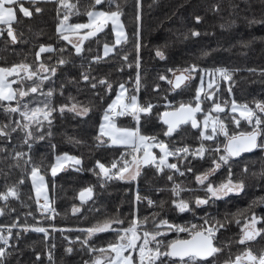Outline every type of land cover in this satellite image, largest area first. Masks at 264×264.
<instances>
[{"label": "trees", "instance_id": "trees-1", "mask_svg": "<svg viewBox=\"0 0 264 264\" xmlns=\"http://www.w3.org/2000/svg\"><path fill=\"white\" fill-rule=\"evenodd\" d=\"M68 1L76 5L71 13L60 0H37L36 4L24 0L23 7L32 13L29 17L19 11V4L15 5L16 19L11 23L15 42L8 35L9 25L0 24V67L28 65L36 76L28 79L21 72L9 79L16 81L13 83L16 90L38 87L35 93L28 92L24 97L17 94L11 101H0V129L7 133L0 135V193H7L13 186L17 191L15 197L0 199L1 235L3 227H9L7 245L0 241V247L5 248L3 264H92L103 253L89 249L98 250L115 243V229L128 228L135 213L137 219L145 221L142 227L147 231H160L162 226H156L162 220L181 227L193 223L204 225L205 218L210 224L217 221L224 224L214 241L222 251L199 264H223L246 248L255 253L264 252V235L246 244L238 242L246 218L256 212L264 218L263 209L253 204L264 196V150L261 148L256 149V165L252 164L256 168L241 177L245 190L239 202L230 205L225 199L212 200L199 207L193 201L204 195L206 187L199 188L189 175L210 169L204 163L196 164L191 171L188 161L186 168L179 171L143 167L135 181L106 179L96 166L97 161L102 164L116 161L117 172L124 159L131 160L130 146L112 145L107 138L102 140L99 133L105 110L122 84L127 101L137 95L140 106H153L149 113L139 114L140 135L164 142L170 151L184 147L191 150L192 145L200 142L195 137L201 131L199 119V128L193 129L187 123L165 136L166 127L159 118L164 110L175 109L181 103H195L196 86L202 74L217 68H226L232 73L231 81L218 75L215 90L211 92L215 101L235 100L249 107L256 106L257 101L264 102V0H113L111 3L103 0L95 7L94 0ZM117 4L126 37L119 44H115L110 24L96 36L85 39L79 54L74 44L57 32L66 14L70 24L85 23L87 11H115ZM36 8L41 11L37 13ZM193 31L199 35L193 36ZM84 33L81 30L80 35ZM105 45L112 47L107 55L103 53ZM41 46H50L52 51L41 53ZM157 50L164 53L163 59L156 55ZM61 59L65 63H58ZM41 64L49 71H41ZM192 66H196L194 79L173 90L168 82L173 72ZM53 67L55 73L50 71ZM84 75L89 79L84 80ZM43 76L48 78L42 79ZM161 76L166 79L161 80ZM102 80L105 83H100ZM49 91L50 97L46 95ZM208 102L202 98L203 110ZM25 104L29 109L48 104L53 110L50 122L41 118L39 124L32 122L29 129H24L26 121L21 112L25 111ZM73 104L89 110L79 115L68 110ZM17 106L18 112L5 110ZM257 115L264 121V113L257 112ZM113 116L120 127H134V121L126 114ZM260 128L262 135L258 142L264 145V124ZM28 131L31 136L27 135ZM18 152L23 155L16 158ZM64 154L80 159L81 163L67 165L54 176L51 168L56 158ZM34 166L44 177L48 201L54 209L51 215L38 211L31 176ZM174 185L183 189L179 197L173 196ZM88 187L93 190L92 197L82 202L79 193ZM137 195L141 199L135 201ZM146 197L153 204L149 205ZM174 199L187 201L189 210L178 211ZM74 207L79 211L74 213ZM105 220L123 223H114L111 230L91 237L82 231ZM25 227L29 230L25 231ZM35 227L45 228L47 234L31 230ZM69 248L71 252L66 251ZM166 259L169 258L161 257L157 264H165Z\"/></svg>", "mask_w": 264, "mask_h": 264}, {"label": "snow or ice", "instance_id": "snow-or-ice-1", "mask_svg": "<svg viewBox=\"0 0 264 264\" xmlns=\"http://www.w3.org/2000/svg\"><path fill=\"white\" fill-rule=\"evenodd\" d=\"M24 0H0V23L9 25L8 27V35L12 38L13 42L16 41V36L13 33V29L11 28V23L16 19V13L14 10V6L19 4V11L23 13L24 16L29 17L32 13L28 8L23 7ZM30 3L36 4L37 0H29ZM109 2H113V0H109ZM61 5L69 10V13L73 9L76 8V5L71 4L68 0H60ZM103 0H94V5H101ZM115 11H97V10H89L86 15L88 18L87 23H76L70 24L68 23L69 15H64L63 19L60 20L59 25L57 26V32L61 34L62 38L68 40L71 43V39L69 35H65V33H69L71 35L77 36L79 43L75 44V50L79 54L82 51L81 45L85 39L89 37L96 36L98 32H101L109 22L112 25L113 31L117 34L116 43H120L122 39H126L123 33V25L120 23L121 11L119 10V5H116ZM35 11L39 13L41 11L40 8H36ZM139 18V17H138ZM197 22H199L200 18L197 17ZM81 30H85L84 35H80ZM193 36L199 35L198 32L193 31L191 33ZM112 49L109 48L108 45H105V55L110 52ZM52 51L51 47L41 46L40 52H48ZM156 55L161 59L164 58V53L160 50L156 51ZM39 56V53H37ZM58 63L63 64L65 61L61 59ZM138 66V65H137ZM40 70L47 72L49 69L45 68L43 64L40 65ZM23 71L27 74V78L31 79L33 76H36V72L29 71V66L26 64L14 65L11 68H3L0 67V101H11L16 98L17 94L20 97H24L28 95V92L35 93L38 91V87L34 86L28 89V91H24L23 89L16 90L12 88V84L16 81L9 79L13 76H19L20 72ZM50 71L55 73V67L51 68ZM169 71H172L171 69ZM196 71V66H192L191 68H186L182 70H177V72H173L174 80H169V84L173 86V88H180L182 85H185L187 81L192 78V73ZM210 77H214L215 75H219L225 81H231L232 73L226 68H217L214 71L210 70L208 72ZM47 76H43L42 79H47ZM84 80H88L89 77L87 75L83 76ZM161 80L166 79L165 76L160 77ZM100 83H105V81H100ZM215 80L213 79L208 84V89H212ZM95 86V85H93ZM111 87V85H109ZM121 92L117 95L116 100L112 102V104L108 105V108L105 110L104 121L106 123H102L100 126L101 134L104 136H108L111 139L113 144H125L129 145L133 151L139 152L143 150L144 156L142 158L138 156H133L131 161L125 160L123 166L119 168V170L115 173V178L124 180V179H136L140 172L141 164H150L156 163V156H154L150 148L153 146L148 141L151 139L155 141V138H149L140 135L139 130H130V129H121L118 128L111 119L112 115H124L126 111L131 110V114L139 120L140 113H149L152 109V105L149 104L146 107L140 106L137 103V99L135 96L130 98V103H123V94L125 88L124 85H120ZM229 91H231L229 89ZM203 94V97H202ZM47 96H51L52 92L49 91ZM203 99H208L213 101V108L209 110L208 114H205L203 120V129H208L211 125L212 133L216 134L217 129L227 138V143L224 146V154L220 155L219 160L213 161V167L209 169L208 172L202 173L196 176V181L204 185L208 180L209 176L214 173L217 169L221 167V164H228L229 158L234 156H239L242 152H250L257 147H264V145H260L257 142V137L261 136V128L260 126L264 124V121L261 120L260 116L257 115V111L260 113H264V102L257 101L255 102L256 107L255 110L250 108L248 104H238L235 100L231 102V112L237 113L239 112V116L249 123L255 121V127L251 132H241L239 134L229 135L227 132V128L225 124L219 119L218 116H213L211 113H222L225 111V108L221 106L220 103L216 102L213 98V94L211 92H206L203 87V76H201V86L196 90V96L194 98L195 107L192 106V103H181L178 108H176L172 112H166L163 114L161 119L164 120V123L168 125V130L164 133L165 136H170L173 131L176 130L181 124L188 123L191 121L193 128H198L200 126L199 122L196 119V113L201 112V101ZM227 103V102H225ZM25 111L21 112L26 123L23 124L24 129H29L30 124L35 122L39 124L41 122V118L43 120H49L52 109L49 108L48 104H45L43 107H35L28 108V105H24ZM8 112H18L20 111L19 106L17 107H7L5 109ZM61 111L64 110V107H61ZM69 111L77 112L79 115H85L88 112L87 107H80L77 104H73L69 109ZM111 114V115H110ZM166 117H170L171 119H167ZM234 120L237 124H239V120ZM6 127V126H5ZM0 135H7L0 129ZM28 136H31V131L27 132ZM201 138L211 140L213 136L206 135L204 130H201ZM97 139H100L97 137ZM159 147L162 155L159 157V163L157 164V170L162 171L163 167H167L169 169H174L179 171L177 164H170L167 162V158L169 156H176L179 154H188L189 148L184 147L180 149H176L175 151H169L168 146L163 142H160L155 145ZM220 149L217 148L216 151ZM206 148L203 144L192 152L194 156L203 157L206 152ZM22 153H16V158L21 157ZM71 162V164L79 165L81 163L80 159L69 156L65 154L64 156L57 157V162L52 166V174L55 176L56 173L62 169L66 163ZM28 163V161H26ZM100 169V173L106 179H112L113 176L110 174L111 169H116L117 164L113 162L111 168L106 167L104 164L97 161L96 165ZM191 171V169H189ZM247 168H245V172ZM183 175V173H181ZM264 175V173H262ZM31 176L33 180V186L36 189L37 195V203L39 208L43 212L54 211L51 208L46 192L44 191V177L39 174V169L37 167H33L31 171ZM171 180L172 177L170 176ZM23 181H21L22 183ZM245 188V184L243 181H234L232 179L231 171L229 172V176L226 181L220 183L219 185H214L212 183H207L206 193L208 194L207 198L197 197L195 200L196 205L199 207L201 205H207L210 202V199L214 198L216 200H221L224 197L229 196V194H237L239 195ZM183 189L180 185H174L172 188V193L174 197H179L180 192ZM93 194V190L91 187L84 188L79 193V199L84 202L87 199L91 198ZM9 196L15 197L17 196V191L15 186L9 187L7 193H0V199L7 200ZM43 196L44 203L42 205L39 204V198ZM137 200H140L141 197L137 195ZM149 205L153 204L152 200H148ZM173 204L175 208L184 212L189 210V204L187 201L183 199H174ZM253 204H264V196L258 197ZM78 208H73V212H78ZM0 214H2V210H0ZM145 221L134 218L128 228L115 229L117 232V239L115 243H109L106 248L101 249H89L90 251H99L100 253L105 254L106 261L102 257L96 258L92 264H134V257L132 255V250L138 249V257L139 264H157L161 257L169 258L170 264H175V260L172 258H176L179 261V264H199L201 261H207L209 257H215L219 254L222 249L215 246L216 234L220 230V228L225 227L224 224L217 221L215 224H210L209 220L205 218L204 225H192L191 228H185L177 225H171L167 220L160 221L156 227L159 228L161 226H167L169 230H175L177 232H188L189 239H177L170 241L164 247L167 249L166 251L161 250V246L163 242L158 239V237L164 235L159 231L156 232H143L141 236L139 234V228ZM264 222V218L257 217L254 213L250 219H245L243 226L241 227V236L239 239L240 244H246L249 241L256 240L257 237L264 234V229L257 228V224ZM122 224L123 221L120 220H105L102 224L95 225L91 228L84 229L82 231H86L88 237H91L93 234L98 232H105L112 229L113 224ZM239 224L240 221L238 220ZM15 225H13L14 227ZM2 227V226H0ZM25 231H28L29 228L25 227ZM31 230L36 232L46 233V229L42 227H35ZM0 241H3L5 245L8 243V238L0 235ZM137 241H142L141 243H137ZM87 243V238L85 240ZM150 245H155L151 247ZM66 251L71 252L72 249L69 248ZM127 253V254H125ZM5 256V248L0 247V264H3V258ZM51 258V257H49ZM88 264V262H85ZM215 264V262H213ZM224 264H264V253H261L259 256L254 255L251 249H245V252L241 255H237L234 260H226Z\"/></svg>", "mask_w": 264, "mask_h": 264}, {"label": "rangeland", "instance_id": "rangeland-1", "mask_svg": "<svg viewBox=\"0 0 264 264\" xmlns=\"http://www.w3.org/2000/svg\"><path fill=\"white\" fill-rule=\"evenodd\" d=\"M69 2V1H68ZM70 3V2H69ZM93 10H97V11H105V10H102V9H93ZM88 22V18H87V21L85 22V23H87ZM120 23L122 24V22H121V20H120ZM109 24L111 25V23L109 22ZM123 25V24H122ZM112 26V25H111ZM112 30H113V28H112ZM113 33H114V40H115V44H119V43H116V41H117V34H116V32L115 31H113ZM123 33H124V36H125V31H124V28H123ZM69 34V33H68ZM69 37H70V39H71V41H72V43L75 45V44H78L79 43V40H78V38H77V36H75V35H71V34H69ZM123 40V39H122ZM121 40V41H122ZM109 48H111L112 49V47L111 46H109ZM103 53H105V46L103 47ZM22 73H24L23 71H21ZM20 72V73H21ZM24 74H26V73H24ZM202 76H203V87H204V89H205V91L206 92H212V91H214L215 90V88H214V86L216 85V83L218 82V75H215L214 77H210L209 75H208V73L206 74H202ZM194 77H195V73L193 72L192 73V78H191V81L194 79ZM215 80V83H214V85H213V88L212 89H208V84H209V82H211L212 80ZM201 86V80L199 81V83H198V85L196 86V90H197V88L198 87H200ZM12 88L13 89H15L14 88V86H13V84H12ZM137 91V90H136ZM121 92V89H120V87H119V89H118V91H117V93H116V95H115V97L113 98V100H112V102L114 101V100H116V98H117V95L119 94ZM135 97H136V99H137V103L139 104V101H138V97H137V95H134ZM202 97H203V94H202ZM189 99V98H188ZM216 102H218V103H220L221 104V106H224L225 107V112H223L222 114H220V113H215V112H213V113H211L214 117L215 116H218L219 117V119L225 124V126H226V128L227 129H229V131H230V133L231 134H238V133H241V132H248V131H250L253 127H255V121L253 120V122L251 123V124H249L248 122H247V120H245V119H243V118H241L240 116H239V112H237V113H232L231 112V102L232 101H224V102H219V101H217L216 100ZM225 102H227V103H225ZM123 103H125V104H127V103H130V100L129 101H127L126 100V91H124V94H123ZM112 104V103H111ZM239 104V103H238ZM140 105V104H139ZM242 105V104H241ZM177 107V106H176ZM212 107H213V103H211V102H208V104H207V106H205V110H204V113H203V115L202 116H200L201 118H198L199 120H200V124H201V130H204L205 132H206V134L207 133H212V129H211V125L209 126V128L208 129H203V120H204V116H205V114H208L209 113V110L210 109H212ZM255 107L256 106H254V107H250V108H253L254 110H255ZM74 113H77V112H74ZM162 113V112H161ZM160 113V114H161ZM127 116H129L130 117V119H132L133 121H134V127H132V129L131 128H127V127H120L119 125H117L115 122H114V120L112 119V118H114L115 116H111L112 118V122L118 127V128H121V129H130V130H137V129H139V120H137L132 114H131V110L129 109L128 111H126V113H125ZM124 114V115H125ZM111 115V114H110ZM119 116H121V115H119ZM116 117H117V115H116ZM234 117H235V119H242V122L241 123H239L240 124V126H236V125H238L236 122H235V120H234ZM198 120V121H199ZM102 123H106L105 121H104V116H103V119H102V121H101V123H100V126H101V124ZM100 126H99V133L101 134V131H100ZM200 133H201V131H200ZM219 133V129H217V134ZM102 135V134H101ZM146 137V136H145ZM105 138H107L108 139V141H109V143L110 144H112V145H115V146H129V145H125V144H113L112 142H111V139H110V137H108V136H104V135H102L101 136V139L102 140H104ZM201 139V138H200ZM160 142H162V141H158V143H160ZM149 143V142H148ZM157 143V144H158ZM164 143V142H163ZM165 144V143H164ZM258 144H259V142H258ZM152 147L150 148V151H151V153H153V147H155L154 148V151L156 150V152H157V154H158V156L160 157L161 155H162V153H161V150H160V148L159 147H156L155 145H156V143H152ZM166 145V144H165ZM257 148H261L262 150H264V147H257ZM256 148V149H257ZM170 151V150H169ZM131 154H132V156H131V160H132V158H133V156H138V157H140V158H142L143 156H144V152H143V150H141V151H139V152H135V151H131ZM65 155V154H64ZM64 155H60L59 157H61V156H64ZM123 156H125V153H123ZM177 156V155H176ZM120 158V160H122V157L120 156L119 157ZM175 157H173V156H169L168 158H167V162L168 163H170V164H173L172 163V159H174ZM126 159H124L123 160V163H124V161H125ZM130 160V161H131ZM56 162H57V158H56V161H55V163H54V165L56 164ZM113 162H115L116 163V161H111V162H109V163H107V164H104L106 167H108V168H111L110 167V163H112L113 164ZM119 162V161H118ZM123 163H122V166H123ZM158 163H159V161H158ZM67 165H69V166H72V164H71V162H68V163H66L65 164V166H67ZM148 165V164H147ZM146 164H141V166H140V171L142 170V168L143 167H145V168H147L146 166H147ZM64 166V167H65ZM121 166V167H122ZM63 167V168H64ZM163 168H165L167 171L168 170H172V169H169V168H167V167H163ZM52 169V168H51ZM117 169V168H116ZM61 170V169H60ZM100 170V169H99ZM115 169H111V175L113 176V177H115ZM200 174H202V173H198L197 175H200ZM103 176V175H102ZM131 181L132 179H124V181ZM133 181V180H132ZM134 181H135V179H134ZM219 182H214V185L215 184H218ZM45 186L46 185H44V191L46 192V194H47V191H46V189H45ZM205 187H207V184H205ZM135 192H136V189H135ZM35 194H36V189H35ZM203 194L204 195H199L198 197H200V198H207L208 197V194L206 193V190H204L203 191ZM47 196H48V194H47ZM36 197V201H37V195L35 196ZM197 198V197H196ZM196 198L193 200V201H195L196 200ZM148 199H150V198H148V197H146L145 198V200H146V202H147V200ZM151 200V199H150ZM212 200H216V199H214V198H212V199H210V201H212ZM222 200V199H221ZM135 201H137V199L135 200ZM44 203V199H43V196H41L40 198H39V204L40 205H42ZM259 206H261L260 204H259ZM38 211L40 212V213H47L48 214V211L47 212H43V211H41V209L39 208V205H38ZM134 213H135V209H134ZM48 215H50V214H48ZM134 218H136V213L134 214ZM143 225V224H142ZM142 225L140 226V228H139V234L142 236L143 235V232H145V231H147V230H145L143 227H142ZM158 225V224H157ZM192 225H198V223H193V224H191V225H189L188 227H185V228H191V226ZM9 227H3V229L2 230H4V232L2 233V235L3 236H5V237H7L8 238V233H6V230L8 229ZM159 230V229H158ZM158 230H151V231H147V232H156V231H158ZM159 232H161V233H164V235H162V236H160V237H158V239L159 240H161L162 242H163V244H162V246H161V250L162 251H166L167 249L164 247V245H167L170 241H173V240H177V239H186V238H188L189 237V233L188 232H177V231H175V230H169L168 228H167V226H162L161 227V229H160V231ZM0 235H1V230H0ZM262 235H264V234H262ZM259 237H257L256 238V240L258 239ZM240 239V238H239ZM239 239H238V241H239ZM142 241H137V243L139 244V243H141ZM251 242V241H250ZM240 244V243H239ZM151 247H154L155 245H150ZM245 252V249L239 254V255H241L242 253H244ZM262 253H264V252H262ZM125 254H127V253H125ZM253 254L254 255H257V256H259L261 253H255V252H253ZM132 255H133V257H134V259H135V262L137 263V264H139V257H138V249H136V250H132ZM102 258H104L105 259V261H106V256H105V254H103L102 256H101ZM235 259V258H234ZM233 259V260H234ZM210 262V261H209ZM209 262H207V263H209ZM164 263L165 264H170V261H169V259H166L165 261H164ZM200 263V262H199ZM175 264H179V261H177V260H175ZM224 264V263H223Z\"/></svg>", "mask_w": 264, "mask_h": 264}, {"label": "flooded vegetation", "instance_id": "flooded-vegetation-1", "mask_svg": "<svg viewBox=\"0 0 264 264\" xmlns=\"http://www.w3.org/2000/svg\"><path fill=\"white\" fill-rule=\"evenodd\" d=\"M191 80V79H190ZM189 80V81H190ZM188 81V82H189ZM171 87V86H170ZM181 88V87H180ZM173 89V88H172ZM179 89V88H178ZM173 90H177V89H173ZM210 102H213L212 100H209ZM192 106L194 107L195 106V103L192 104ZM224 107V106H222ZM213 108V107H212ZM225 108V107H224ZM202 111L199 112L197 115H196V119L198 120V117L202 116L203 113H204V110L203 108L201 107ZM226 111V110H225ZM224 111V112H225ZM258 112V111H257ZM223 113V112H222ZM220 113V114H222ZM161 115V114H160ZM160 119V118H159ZM239 120V123L242 122V119H238ZM161 122V121H160ZM199 122V121H198ZM249 123V121H247ZM190 124V122H188ZM251 124V123H249ZM191 125V124H190ZM237 127L240 126V124L236 125ZM166 127V126H165ZM192 127V126H191ZM199 128V127H198ZM254 128V127H253ZM253 128L248 131V132H251L253 130ZM166 131H167V127H166ZM227 132L229 133V135H234V134H231L229 129H227ZM239 134V133H238ZM206 135H211L213 136V139L211 140H207V139H202L201 138V135H195V137H199L201 138L198 142V143H195L194 145H192L191 147V150L189 151V154H185L183 155L182 157H177V156H173L175 157V159H172V163L175 164L177 163V166L178 168H186V162L188 161L189 162V166H190V169L191 168H196V164H200V163H204L206 166H208V168H212L213 167V161L214 160H219V157L220 155H223L224 154V146L226 145V142H227V138L222 134V133H216V134H213V133H207ZM149 143H158V141H152V140H149L148 141ZM258 142V141H257ZM201 144L204 145V147L206 148V152L205 154L203 155V157H200V156H194L192 155V152H194L196 149H198ZM154 148L153 147V155L156 156L157 160H156V163H150V164H146L147 168L148 167H153V168H157V164H158V161H159V156L156 152V150L154 151ZM219 148L220 150L219 151H216V149ZM156 149V148H155ZM177 157V158H176ZM251 161H253L254 163H251ZM252 164H255L256 165V148L250 152H245V153H242L240 154L239 156H234V157H230L229 158V163L228 164H221V167L219 169H217L214 173H212L210 176H209V180L205 183H212L214 184V182H219L218 184H215V185H219L220 183L224 182L227 180L228 176H229V172L231 171V174H232V179L234 181H242L241 177H243L244 175H248V174H251V170L252 168H256L255 165H252ZM245 168H247V171L245 172ZM209 169L205 172H208ZM203 172V173H205ZM190 177H192L194 179V181L196 180V176L197 174L195 175H189ZM197 182V181H196ZM205 184L204 185H201L197 182V185L199 188H205ZM245 184V183H244ZM172 185V184H171ZM245 190V188H244ZM244 190L239 194H229V196L227 197H224L223 199H225L226 203L228 205L230 204H236L239 202V197L242 196ZM196 198V197H195ZM261 206L258 207V209H263L264 211V204H260ZM257 217H260V218H263L262 215H260L259 213H254ZM252 216V215H251ZM250 216V218H251ZM249 218V219H250ZM257 228L259 229H264V224L263 222L261 223H258L257 224ZM189 238V237H188ZM187 239V238H186ZM181 240H184V239H181ZM250 242V241H249ZM173 260H176V258H172ZM178 261V260H177ZM134 264H137L135 262V259H134Z\"/></svg>", "mask_w": 264, "mask_h": 264}, {"label": "water", "instance_id": "water-1", "mask_svg": "<svg viewBox=\"0 0 264 264\" xmlns=\"http://www.w3.org/2000/svg\"><path fill=\"white\" fill-rule=\"evenodd\" d=\"M170 80H174V75L172 74V77H171V79ZM188 82V81H187ZM186 82V83H187ZM170 86H171V88H173V86L170 84ZM183 86V85H182ZM181 86V87H182ZM174 89V88H173ZM175 89H178V88H175ZM195 107V106H194ZM201 107H202V104H201ZM178 108V107H177ZM176 109V108H175ZM175 109H170V110H165V111H163L162 113H161V115H160V121H161V123L164 125V126H166L167 127V130H168V125H166L165 123H164V120L163 119H161V117L163 116V114L164 113H166V112H172V111H174ZM199 113V112H198ZM198 113H196L195 115H197ZM167 119H171L170 117H166ZM198 121V120H197ZM190 122V124H191V121H189ZM185 124H187V123H185ZM181 125H183V124H181ZM191 126H192V124H191ZM193 128V127H192ZM177 129V128H176ZM193 129H197V128H193ZM174 132V131H173ZM172 132V133H173ZM257 140H258V137H257ZM227 143V142H226ZM254 150V149H253ZM242 153H245V152H242ZM241 153V154H242ZM190 238V237H189ZM189 238H187V239H189Z\"/></svg>", "mask_w": 264, "mask_h": 264}, {"label": "built area", "instance_id": "built-area-1", "mask_svg": "<svg viewBox=\"0 0 264 264\" xmlns=\"http://www.w3.org/2000/svg\"><path fill=\"white\" fill-rule=\"evenodd\" d=\"M109 165H110V167H111L112 163H110ZM148 200H150V199H148ZM148 200H147V202H148ZM152 201H153V200H152ZM48 213L51 215L52 211H48Z\"/></svg>", "mask_w": 264, "mask_h": 264}, {"label": "crops", "instance_id": "crops-1", "mask_svg": "<svg viewBox=\"0 0 264 264\" xmlns=\"http://www.w3.org/2000/svg\"><path fill=\"white\" fill-rule=\"evenodd\" d=\"M14 10H15V8H14ZM15 13H16V11H15ZM13 22V21H12ZM0 24H2V23H0ZM3 25H6V24H3ZM8 26V25H7ZM63 169V168H62ZM33 181V180H32ZM35 189V188H34Z\"/></svg>", "mask_w": 264, "mask_h": 264}]
</instances>
